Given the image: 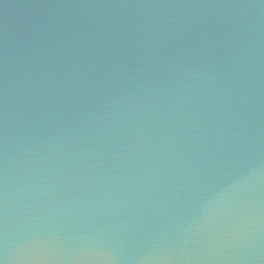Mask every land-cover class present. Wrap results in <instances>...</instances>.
I'll list each match as a JSON object with an SVG mask.
<instances>
[{"label": "water", "instance_id": "95a60500", "mask_svg": "<svg viewBox=\"0 0 264 264\" xmlns=\"http://www.w3.org/2000/svg\"><path fill=\"white\" fill-rule=\"evenodd\" d=\"M3 264H264V0H0Z\"/></svg>", "mask_w": 264, "mask_h": 264}, {"label": "snow or ice", "instance_id": "6c2138e0", "mask_svg": "<svg viewBox=\"0 0 264 264\" xmlns=\"http://www.w3.org/2000/svg\"><path fill=\"white\" fill-rule=\"evenodd\" d=\"M0 264H3V262H2V261H0Z\"/></svg>", "mask_w": 264, "mask_h": 264}]
</instances>
